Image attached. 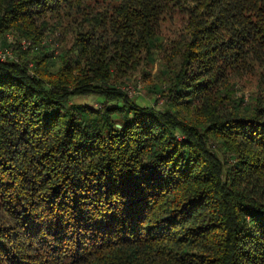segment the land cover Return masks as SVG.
Returning a JSON list of instances; mask_svg holds the SVG:
<instances>
[{"label": "trees", "instance_id": "1", "mask_svg": "<svg viewBox=\"0 0 264 264\" xmlns=\"http://www.w3.org/2000/svg\"><path fill=\"white\" fill-rule=\"evenodd\" d=\"M0 48V264H264V0H0Z\"/></svg>", "mask_w": 264, "mask_h": 264}, {"label": "rangeland", "instance_id": "2", "mask_svg": "<svg viewBox=\"0 0 264 264\" xmlns=\"http://www.w3.org/2000/svg\"><path fill=\"white\" fill-rule=\"evenodd\" d=\"M159 70L160 66L158 63L148 66H145V63H143L138 69L131 73V77L123 79L125 80V83L129 84V88H126V90H129L130 95L134 96V98L141 104L156 105L157 102V105L162 106L164 99H161L160 94L152 93V90H150L149 87V80L146 81V79L150 77L154 82H160L161 74L159 73ZM245 98L247 99L246 96ZM99 100V97H85L84 99L85 102L97 106L100 105L98 104Z\"/></svg>", "mask_w": 264, "mask_h": 264}, {"label": "built area", "instance_id": "3", "mask_svg": "<svg viewBox=\"0 0 264 264\" xmlns=\"http://www.w3.org/2000/svg\"><path fill=\"white\" fill-rule=\"evenodd\" d=\"M24 43L25 45H27L26 42ZM13 59H16V57L10 50L0 48V60H13Z\"/></svg>", "mask_w": 264, "mask_h": 264}]
</instances>
